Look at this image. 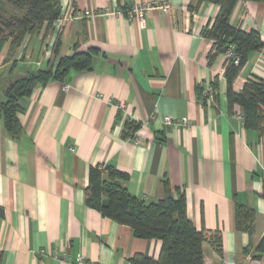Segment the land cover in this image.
I'll list each match as a JSON object with an SVG mask.
<instances>
[{
	"label": "crops",
	"instance_id": "1",
	"mask_svg": "<svg viewBox=\"0 0 264 264\" xmlns=\"http://www.w3.org/2000/svg\"><path fill=\"white\" fill-rule=\"evenodd\" d=\"M145 1L154 0H61V27L45 22L13 51L11 38L0 41V62L11 77L0 103L12 81L62 55L98 50L90 69L40 84L21 101L15 136L0 107V264L159 258L161 239L137 237L88 205L89 172L97 165L129 173L130 192L148 202L166 195V181L174 196L184 191L189 217L212 238L203 244L205 264H264L257 251L264 236V131L234 116L241 108H230L225 53L210 60L213 40L203 29L220 5L169 0L171 10H150L141 26L126 10ZM232 23L259 30L264 40V2L240 0ZM252 76L264 78V46L250 53L235 90ZM211 82L218 85L214 101L203 95ZM166 115L190 124L168 125ZM127 117L142 125L136 139L123 135ZM238 205L255 211L253 232L238 228Z\"/></svg>",
	"mask_w": 264,
	"mask_h": 264
},
{
	"label": "trees",
	"instance_id": "2",
	"mask_svg": "<svg viewBox=\"0 0 264 264\" xmlns=\"http://www.w3.org/2000/svg\"><path fill=\"white\" fill-rule=\"evenodd\" d=\"M220 5V11L212 24L203 29L206 37L213 40L210 60L217 54L226 53L233 47L241 57L240 64L231 58L226 62L227 97L231 110L242 109L247 128L264 131V78L252 76L241 91H236L234 82L246 64L251 52L264 46L261 32L246 31L232 23V15L240 0H198ZM248 1V0H243ZM264 2V0H253ZM61 0H0V40L2 44L11 38V50L20 47L28 34L39 30L47 22L48 29L61 14ZM59 45V42L57 46ZM97 49L75 51L62 55L57 63L32 71L14 81L5 89V100L0 103L7 130L15 136L21 131L19 113L21 101L30 96L38 85L57 79L66 81L72 71L88 70ZM217 87V83H215ZM239 107V108H238ZM238 108V109H237ZM121 112V111H120ZM142 125L126 119L123 135L136 136ZM130 174L109 165L92 166L86 188L88 205L121 224L132 227L140 238L162 240L160 256L155 259L147 254H135L132 264H205L203 244L212 239L208 231L195 227L187 211L184 191L176 197L166 181V195L155 202H148L130 192L127 181ZM4 209L0 206V216ZM255 211L244 205L237 207V226L240 230L253 232ZM258 255L264 253V236L257 246Z\"/></svg>",
	"mask_w": 264,
	"mask_h": 264
},
{
	"label": "built area",
	"instance_id": "3",
	"mask_svg": "<svg viewBox=\"0 0 264 264\" xmlns=\"http://www.w3.org/2000/svg\"><path fill=\"white\" fill-rule=\"evenodd\" d=\"M159 7L165 8L166 10L172 9V6H171V3L169 0L145 1V2L136 3L132 8L127 9L126 15L130 19H137L139 21V23L141 24V26H144L145 25V17L148 14V12L154 8H159ZM89 16L93 17L92 14L91 15L89 14ZM63 22H64L63 18H60V16H59V18L55 21V25H57L58 27H61ZM46 53L51 54L52 50L47 49ZM225 56H226V62L231 58L235 59L236 64H240V62H241V57L239 55L235 54L233 47H230L226 51ZM203 95L205 96L206 100L214 101V99L218 95V89L214 85L213 82L208 83L207 86H205V88L203 90ZM119 106L122 110L123 109L125 111L129 110V106L124 104V103L120 102ZM234 116L243 122L245 120L244 115L241 111H238ZM127 119H130V118L127 117ZM164 119H165V123L168 125L169 124H178V125H189L190 124V121L187 118L178 119V118L166 115ZM136 138H137V135L135 136V139ZM78 264H84V261L82 259H80Z\"/></svg>",
	"mask_w": 264,
	"mask_h": 264
},
{
	"label": "rangeland",
	"instance_id": "4",
	"mask_svg": "<svg viewBox=\"0 0 264 264\" xmlns=\"http://www.w3.org/2000/svg\"><path fill=\"white\" fill-rule=\"evenodd\" d=\"M0 41L2 42V40ZM1 64L2 62H0V88L5 87L6 83L8 82V79L11 78L7 75L6 68L3 67V65ZM241 112H242V109H241Z\"/></svg>",
	"mask_w": 264,
	"mask_h": 264
}]
</instances>
